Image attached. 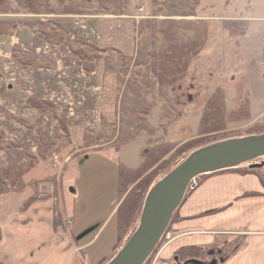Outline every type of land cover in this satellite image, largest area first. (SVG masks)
<instances>
[{
    "label": "rangeland",
    "instance_id": "1",
    "mask_svg": "<svg viewBox=\"0 0 264 264\" xmlns=\"http://www.w3.org/2000/svg\"><path fill=\"white\" fill-rule=\"evenodd\" d=\"M9 1L11 6L15 7L14 0ZM202 1L199 0L194 6L196 13ZM140 3L143 4V12L137 10L136 0H126V7L119 15L97 9L95 2L88 6L87 13L84 15L52 16L26 12L0 14V21L19 23L11 29L12 35L0 34V133L4 135L1 145L18 142L22 148L14 159H5L1 153L0 163L17 161L23 157V154L25 156L27 151L35 153L38 142V134L34 130L7 117L4 111L22 119L36 129L51 132L55 124L52 116L30 107L27 99L32 97L50 101L55 107L56 114L67 109L70 145L62 152L56 153L57 160L51 157L47 160L48 162L46 161L45 165L49 164V168L40 170V166L32 171L37 174H28L24 179L28 181L52 173L59 178L60 187L62 186L60 191L63 199L62 213L66 216L67 212L72 221L71 227L61 224L64 231H62L63 237L72 238V230L73 244L79 247L88 243L83 253H91L90 260L93 258V253L99 252V255L102 252H108L110 243L112 246L116 229V219L112 218V215L113 208L118 201L119 164L128 168L137 167L141 163V152L150 147L149 139H155L157 143L161 141L184 142L194 138L204 102L216 87L223 88L227 94L233 95V101H230L228 95V109L236 107L243 95L251 100L249 102L250 120L228 124L227 130L231 132V135L244 134V129L260 121L264 114L262 107L264 81L258 76L260 58L256 54L262 48V38L260 33H249L248 37L252 40L247 50L240 47L239 50H232V56L227 54V62L229 58L233 60L227 64V74L233 76L234 79L220 78L219 69L216 70V63L212 59L214 55L207 53L200 60L207 66L205 70H199L197 60L194 59L187 76L179 82L175 89L165 90L163 97L154 92L155 106L147 117L148 124L155 131L152 136L143 132L134 142L127 143L118 150L112 146H105L101 151H85L73 158L72 155L78 153L83 147L82 136L86 127L97 132L104 127L101 125L102 120L106 124L113 122L117 124L120 119L116 106L114 74L104 73L101 62L94 72L85 74L81 63L69 51L68 42L76 40L88 42L97 47H117L124 54L132 55L137 40L134 17L140 19L142 16L157 14L156 20H162L165 19V15L171 13L170 0H140ZM212 15H215L214 11ZM36 19L43 22L50 19L55 21L59 29L67 32L65 44L46 42L40 38L34 24L29 25ZM3 25L4 29L9 31V27L4 23ZM214 26L218 24L211 26V33L216 30ZM218 29L220 30V27ZM222 37V33L216 36L218 39ZM13 46L21 47L30 56L45 59L43 64L47 62L49 66L37 67L15 62L11 57ZM251 52H255L256 57H251L253 63L248 66L247 60H242V58H246V54ZM205 58L207 62L204 63ZM211 64L213 65L210 67ZM15 148L18 147L1 150ZM61 165L65 168L60 169ZM6 208L9 213L14 207ZM20 212L23 213V211ZM37 213L38 210H33L28 215L35 221ZM58 230L60 231V227ZM43 234V229H38L37 224L33 222L30 235L33 239L39 237V243H34L30 248L31 253H34V258H43V255L37 252L50 250L51 239L48 240V245L43 244L47 241L43 239ZM54 244L52 249L56 257L61 262L67 261L68 253L72 251V242L55 239ZM27 254L28 250H25L19 258H24ZM12 256L16 258V255ZM77 260L75 264H80ZM35 261L44 262L40 259Z\"/></svg>",
    "mask_w": 264,
    "mask_h": 264
},
{
    "label": "trees",
    "instance_id": "2",
    "mask_svg": "<svg viewBox=\"0 0 264 264\" xmlns=\"http://www.w3.org/2000/svg\"><path fill=\"white\" fill-rule=\"evenodd\" d=\"M125 1L54 0L53 2L52 0H14L15 7H12L9 0H0V14L26 12L35 15H84L87 13L88 6L95 2L97 9L103 10L105 13L119 15L126 7ZM198 2L199 0H170L171 13L165 15V19L156 20L158 15L154 14L136 20L137 40L132 55L124 54L117 47H97L91 43L76 40L68 42L69 51L81 63L85 74L94 72L100 62L104 73L114 74L116 106L120 119L117 124L115 122L106 124L102 120L101 125L104 127L97 132L86 127L82 136L83 147L78 153L72 155L73 158L85 151H101L105 146H112L115 150H118L121 146L135 141L143 132H147L151 136L155 133L154 128L150 127L147 119L155 106L154 92L163 97L165 90L175 89L179 82L187 76L191 62L199 55L208 38L206 21L183 20L184 17L195 16L194 6ZM3 23L9 27V31L4 29ZM32 24L36 27L37 35L46 42L59 45L65 44L67 32L64 29H59L57 23L52 19L47 20V22L36 19L29 23L30 26ZM223 24L228 33L234 37L243 36L248 28L247 21H225ZM18 25L17 22L0 21V34L12 35L11 29ZM11 57L21 65L49 66L47 62L43 64L45 59L30 56L19 46H13ZM262 60L264 61V56ZM261 76L264 79V67ZM27 103L30 107L52 116L55 124L51 132H46L28 125L22 119L4 111L7 117L14 119L38 134L35 153L25 152L27 161L24 164L0 169V195L9 192L21 193L26 189L32 190V197L23 201L21 211H24L40 198L35 189L40 182L55 181L54 175L41 180L24 181V173L31 168L35 161L46 162L53 153H60L70 145L67 109L56 114L53 103L32 97L27 99ZM250 117L248 97L243 95L236 107L228 109L225 89L216 87L204 102L194 138L184 142L161 141L157 143H155V139H149L150 147L141 152V163L137 167L128 168L123 164H119L117 174L118 204L112 215V218L116 219L114 241L110 253L95 264H106L115 255V252L124 245L138 224L148 190L184 160L192 150L227 138L263 133L264 114L260 121L246 127L244 134L231 135V132L227 130L228 124L245 122L250 120ZM3 137L4 135L0 133V149L20 147L18 142L1 145ZM224 171L255 173L264 186V167L250 169L248 164L244 163L234 169ZM208 175L196 177L193 181L195 186ZM192 189L189 187L185 196ZM175 212L172 220L175 217ZM53 224L56 227L59 221L54 219ZM169 232L170 226H168L164 235ZM161 244L162 239L145 264H149ZM176 255L178 261L182 262L195 260L194 258L199 259L202 252L198 249L185 248L178 251Z\"/></svg>",
    "mask_w": 264,
    "mask_h": 264
},
{
    "label": "crops",
    "instance_id": "3",
    "mask_svg": "<svg viewBox=\"0 0 264 264\" xmlns=\"http://www.w3.org/2000/svg\"><path fill=\"white\" fill-rule=\"evenodd\" d=\"M213 11L215 15H212ZM175 18L181 19L180 17ZM183 20H204L207 22L208 38L201 52L194 59L197 60L199 70H205L207 66L200 60L207 53L214 55V58L211 57L216 63V70L219 69L221 79H234L233 76L227 74V64L233 61L229 58L227 62V54L231 55L232 50H239L240 47L247 50L252 40L251 37H248L249 33H260L262 48L256 54L260 58L258 76L264 81L261 76L264 67L262 60L264 56V0H203L200 9L197 13L195 11V16L184 17ZM225 21H247V32L240 37L231 36L223 24ZM216 23L220 30L218 26H214L216 30L211 33V26ZM219 33L223 34L221 39L216 38ZM254 54L255 52L246 54V58L243 57L242 60H247L248 66H250L253 63L251 57L255 56ZM205 62H207L206 58ZM228 95L230 101H233L231 93H226L227 100ZM262 99L264 102V96ZM20 150H22L21 147L4 151L0 149V154L2 153L1 155L5 159H14L19 155L18 151ZM26 161V156L23 154V157L17 161L0 163V169L22 165ZM47 162L35 161L31 168L24 173L23 180L26 181L24 177L34 173L32 171L40 166V170L49 168V164L45 165ZM12 175L14 176L13 173ZM52 175L54 173L40 176L36 180ZM61 187L55 181L40 182L35 188L40 198L28 207L29 211L25 209L26 211L24 210L23 213L20 212L21 207L24 200L32 197L31 189H26L21 193L9 192L0 195V263L75 264V260L79 256L77 261L80 264H84V262L95 264L110 253L111 243L108 252L105 251L99 255V252H95L90 260L91 253H83L88 243L78 247L77 244H73L72 230V238L63 237V229L60 228V232L57 227H54L52 196L57 191L60 193ZM117 204L113 208L114 212ZM6 207L14 208L8 213ZM33 210H38L35 221L28 215ZM72 212L74 214V209ZM66 217L69 218L67 212ZM33 222L37 224L38 229H43V239L47 240L43 244L48 245V240L51 239L49 251L37 252L39 255H43V258H34V253H31L30 250L34 243H39V237L33 239L30 235ZM170 234L171 240L157 252L159 261L166 264L174 262L173 259L177 256V252L185 248L198 249L202 252L199 259L194 258L201 264H264V186L261 180L255 173L222 171L209 174L184 197L176 209L175 217L170 224ZM55 239L72 242V251L68 253L67 261L61 262L53 252L52 247L55 245ZM25 250H28L27 256L19 258ZM13 254L16 255V258L12 256ZM39 259L44 262L35 261Z\"/></svg>",
    "mask_w": 264,
    "mask_h": 264
},
{
    "label": "water",
    "instance_id": "4",
    "mask_svg": "<svg viewBox=\"0 0 264 264\" xmlns=\"http://www.w3.org/2000/svg\"><path fill=\"white\" fill-rule=\"evenodd\" d=\"M262 157L264 132L227 138L192 150L148 190L136 228L106 264H144L167 230L188 187L195 186L196 177L234 169L244 163L250 169H258L264 167V160L253 161ZM183 264L201 263L189 260Z\"/></svg>",
    "mask_w": 264,
    "mask_h": 264
},
{
    "label": "built area",
    "instance_id": "5",
    "mask_svg": "<svg viewBox=\"0 0 264 264\" xmlns=\"http://www.w3.org/2000/svg\"><path fill=\"white\" fill-rule=\"evenodd\" d=\"M139 11H142V7H140ZM57 158V155H54V159ZM53 204L55 206V209L53 211V215L56 217V218H59L61 216V208H60V202H59V199L57 198H53ZM67 224L70 223V221H65ZM167 240H170V235H166L165 236V241ZM160 262L158 261V258L157 256L151 261L150 264H159ZM160 264H164L163 262L160 263Z\"/></svg>",
    "mask_w": 264,
    "mask_h": 264
}]
</instances>
